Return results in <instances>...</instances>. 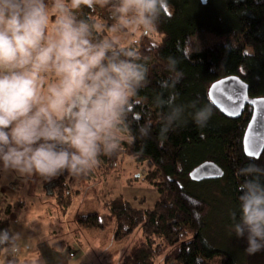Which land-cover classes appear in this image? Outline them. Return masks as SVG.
<instances>
[{"label": "trees", "instance_id": "1", "mask_svg": "<svg viewBox=\"0 0 264 264\" xmlns=\"http://www.w3.org/2000/svg\"><path fill=\"white\" fill-rule=\"evenodd\" d=\"M113 6L114 0L100 9L82 6L79 14L103 25L107 34L114 23ZM199 30L227 38L190 50L188 39ZM155 32L160 41L144 33L131 45L148 60L149 82L140 90L139 102L136 98L130 102L126 130L122 132L126 139L115 153L101 155L97 166L115 169L123 154L131 155L145 164L144 180L157 194L150 207L138 208L123 196L103 202L108 219L115 224L116 242L138 232L143 236L121 264H261L263 251L254 254L251 261L245 248L231 239L235 236L231 213H238V186L244 179L238 170L251 162L264 166V152L254 158L243 146L252 109L247 107L238 119L229 118L213 104L209 88L221 78L238 75L248 84L251 97H264V0H166ZM169 56L179 61L177 67L184 77L175 88L165 89L161 85L170 75ZM170 93L178 94L177 104L198 100L199 106L211 107L213 115L207 126L200 128L193 123L189 109L185 123L162 136V117L168 108L159 107L156 98L166 99ZM147 124L151 125L150 134L142 136L140 127ZM205 161L222 165L225 175L201 182L192 180L190 172ZM64 176L61 173L50 182L51 194L62 212L72 203ZM220 204L222 210L216 214ZM22 205L8 200L0 204V231L14 233L12 224ZM76 222L82 228H105L97 212L78 214ZM14 245H0V256L6 253L3 264L19 262L17 256L7 254V248ZM64 245L62 241L50 247L60 250Z\"/></svg>", "mask_w": 264, "mask_h": 264}, {"label": "clouds", "instance_id": "2", "mask_svg": "<svg viewBox=\"0 0 264 264\" xmlns=\"http://www.w3.org/2000/svg\"><path fill=\"white\" fill-rule=\"evenodd\" d=\"M113 0H0V161L20 174L79 175L119 147L133 98L148 81V60L132 46L107 35L104 26L82 17V6ZM166 0H114L112 33L155 31ZM252 53H249L251 55ZM169 56L165 89L184 77ZM178 94L156 98L167 107L162 136L186 121L204 128L213 115L198 100L177 104ZM151 125L140 127L148 136ZM238 213L232 231L245 239L249 255L264 251V166L251 162L238 170ZM18 234L0 231V245Z\"/></svg>", "mask_w": 264, "mask_h": 264}, {"label": "rangeland", "instance_id": "3", "mask_svg": "<svg viewBox=\"0 0 264 264\" xmlns=\"http://www.w3.org/2000/svg\"><path fill=\"white\" fill-rule=\"evenodd\" d=\"M103 4V2L97 3L95 6L100 9V7L102 8ZM142 34H144L143 30L136 29L129 30L125 33H112L111 29L107 32V35H111L115 39H117L120 42L121 46L133 45L134 41L138 40L139 38L141 39ZM148 34L154 40L160 41V36L155 31ZM226 38V36H218L206 30H199L189 37L188 45L190 50H197L214 44L219 40H225ZM121 135L123 139L121 140L120 145L122 144V141L126 139L125 134L122 133ZM63 172L65 174L64 181L68 184V191L72 202L70 217L69 219H66V221H64V223L68 225L70 230H67V227L65 226L64 229L57 233V237H53L50 239L58 240V238H63L71 242L72 245L69 244L70 246L67 247V250L64 252V256H66V254L68 253L71 255H76L78 254V252L81 254H85V252L87 253L88 248L86 247V249L84 246L83 249H80V243L84 242L87 244L89 242V239H91V237L87 235L89 234V232L92 233L94 231L98 234H102L101 236L106 239L114 236L115 224L108 219V213L104 207L103 201H107L113 197L123 196L128 200H131L134 206L143 208L152 206L157 196L153 187L146 180H144V176L146 174L145 164L139 163L135 157L128 154H123V156H121L120 163L115 169L105 170L100 168L97 169V167H95L91 171L79 175L71 174L68 170H64ZM50 185L51 184H49L47 187H49ZM50 206L51 204L46 203L47 209ZM222 206L223 205L220 204L216 207V214L221 212ZM57 210H60V208L58 207ZM93 212H97L101 215L103 221L105 222V231H101L103 229H87L89 230V232L87 233L85 229H80L82 236H74L72 231L73 226H77V228L79 227L75 224L76 221L74 222L73 220L75 215L77 217L79 213L88 214ZM62 219L63 218H61L60 214H58V216H55L54 218V221H56V226L58 228H60ZM215 219L219 220V217H216ZM220 222L223 223L222 219L220 220ZM142 238V233L138 232L130 236L125 241L117 242V244L125 247L129 246L131 248V246L140 242ZM231 239L233 240V243L235 245H240L244 248L247 247V242L245 239L237 238L236 235ZM108 245L109 244H107L106 249L109 248ZM81 246L83 247V244ZM114 249L115 247H112L111 251L113 252ZM92 251L89 252L92 254ZM42 253L44 254L43 251ZM54 256L55 255L48 256V254L45 253L44 255H42V258L43 260H45L44 262L46 264H56L59 261H56L57 257L55 258ZM163 256L166 255L164 254ZM247 256L250 260L256 257L255 255H249L248 253ZM259 257L262 258L261 264H264V251L260 254ZM172 264L177 263L173 261Z\"/></svg>", "mask_w": 264, "mask_h": 264}, {"label": "crops", "instance_id": "4", "mask_svg": "<svg viewBox=\"0 0 264 264\" xmlns=\"http://www.w3.org/2000/svg\"><path fill=\"white\" fill-rule=\"evenodd\" d=\"M61 173L49 178L42 177L38 173L20 174L14 169H5L3 162L0 161V204H3L5 200L14 204H23L22 208L18 210V219L12 224L14 234L19 236L13 246L19 258L17 264H46L42 258L45 253L48 256L55 255L54 257H57L56 261H59L56 264H121L123 257L130 250L129 246H120L114 240V236L106 239L97 232L90 233L87 230L89 228H82L77 222L75 224L79 227L73 226V235L80 236L82 234L80 229H85L87 233L89 232L87 235L91 237L87 244L80 243V249H83L84 246L88 248H86L87 253L81 254L78 252L76 255L68 253L64 256V252L71 242L63 238L50 239L57 237V233L65 226L67 230H70L64 221L70 217L71 205L64 212L57 210V199L56 196L51 194L52 183H49ZM48 183L51 184L49 187H47ZM46 203L51 204L48 209ZM58 214L64 219L61 220L60 228L56 226V221H54L55 216H58ZM75 217L73 218L74 222L76 221ZM62 241L66 244L62 249L53 250L50 247L51 244ZM107 244H109L108 249H106ZM112 247H115L113 252L111 251ZM89 251L93 253L91 254ZM5 259L6 253H3L0 256V264H3Z\"/></svg>", "mask_w": 264, "mask_h": 264}, {"label": "water", "instance_id": "5", "mask_svg": "<svg viewBox=\"0 0 264 264\" xmlns=\"http://www.w3.org/2000/svg\"><path fill=\"white\" fill-rule=\"evenodd\" d=\"M209 97L222 114L232 119L240 118L246 108L251 107L252 114L243 146L248 156L259 158L264 152V97H251L248 84L238 75H229L213 82ZM224 175L223 166L214 161H205L190 172V178L197 182L219 179Z\"/></svg>", "mask_w": 264, "mask_h": 264}, {"label": "built area", "instance_id": "6", "mask_svg": "<svg viewBox=\"0 0 264 264\" xmlns=\"http://www.w3.org/2000/svg\"><path fill=\"white\" fill-rule=\"evenodd\" d=\"M7 254L17 256V252H16V250L14 249L13 246H10V247L7 248Z\"/></svg>", "mask_w": 264, "mask_h": 264}]
</instances>
